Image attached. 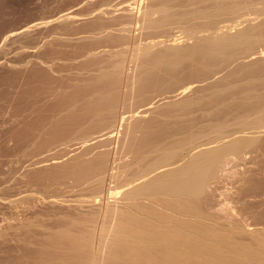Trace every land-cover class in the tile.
<instances>
[{"label": "rangeland", "instance_id": "rangeland-1", "mask_svg": "<svg viewBox=\"0 0 264 264\" xmlns=\"http://www.w3.org/2000/svg\"><path fill=\"white\" fill-rule=\"evenodd\" d=\"M139 1L140 0H0V264H31L34 260L35 251L46 247L51 241V236L54 233L62 232L66 229H72L77 233H81L84 238L89 235V230L90 232L92 231L93 237H97L98 234H104L105 239L110 238L114 240L119 229V226H115L119 223L116 214L122 212L118 206L120 208L124 206L125 201L123 199L124 202L120 201L121 197L123 198L124 195L119 197V194L114 193L118 195L119 201L117 200L118 198H116L115 204L113 201L110 206L117 208L118 212L112 210L115 213V217L111 215L110 218L112 217V219H110V222L109 219L108 221L105 219L107 217L109 218V210L106 211L102 206H99V194L103 195L101 196L102 202L99 200L101 202L100 205L103 201L110 204L114 196H111L113 190L114 192L115 190L118 192L119 190H117V188H122L121 184H125V179L128 178L129 180V178L133 179L134 177H139L146 169H152V166L148 165L157 160L162 154L173 153V156L177 158L183 157L186 152V146L182 145L189 139L190 141L192 139L209 140L215 136L225 134L229 130L237 129L248 123L251 119L256 123H264V73L256 77H251V79L255 78V81L253 79L252 83L254 85V92L260 96V99L256 98L253 103H248L246 100H238L236 90L230 88L241 78V75L242 77L245 76L243 75L244 67H248L249 65V69L246 68L247 70H261L262 63H259V69L257 63H254L257 68L254 67L253 64L250 66V62L247 64L246 59L247 61H252V56L258 57V54L263 51L264 38L261 37L264 36V31L260 30L262 34L260 37H257L260 31L253 33L256 34V37L251 40L249 37L252 34H246L248 32L244 30L251 25L250 22H254L253 24H255V22L258 23V16H260V14L262 15L264 11V0H250V2L247 0L248 2H245V4L244 0H242L243 3L237 0V2H239L237 4L234 0H192L194 4H190L191 6L188 5L190 8L186 7L191 11H189L191 14L190 18L193 17L191 19L193 22L189 20V23H191L190 26L188 22H184L185 27H187L188 24L187 29L180 25L181 21L185 19L188 21V18L185 17L184 19L185 12L183 13L186 8L184 7V10H182L183 7H179L182 10L183 16L181 10L178 9L180 5L177 4V6H175V3H178V1L179 4H181V0L174 1V3L171 0V5L168 3L169 1L166 4L167 0H164L165 2L163 0H157L159 1V5L161 2L163 3L162 6L165 8V13L167 7L171 8L170 6L172 5L173 10L177 8L176 11H180L182 16L180 14H177V16H181L184 20H179V24L178 22H176V24H178L179 27H184L181 30L182 32L183 29L184 31L190 30L195 24L196 27L193 26L194 28L197 29V27H199V30H203V33L201 30V34L209 35L205 36L204 41L199 42L198 46L200 47L201 43V47H203L204 43L205 45L209 44L207 48L205 47V50L208 48L211 50L209 49L210 52L208 51L209 53L206 54L203 48L201 50H204V53H202L201 50L196 51V49L199 48L196 46L195 51L193 47L191 48L192 50L183 48L184 50L180 51L183 47L182 43L189 45L188 41L191 42L192 40H186L184 37L185 34H181L180 28L177 26L178 30L174 27V18L171 19L174 23H172L173 26H171V22H167L169 18V12L167 11V15L165 14L167 18L164 17L166 20L163 18L161 20L162 23L167 22L168 25L170 24V26L173 27L171 28V34L173 30H175V33L173 32V34H175V39L173 38V40L171 38L173 35H170L171 37L167 36V39L162 38L164 47L167 46L165 43H170L169 47H171V40H173V46H176L173 47L175 51L177 50L178 54L180 53L185 57L180 56V59L177 52L171 49V54L177 55V59L175 58L173 61L169 52H166L168 46L165 47L166 50L164 49L163 51H165L167 57L171 59L168 58L166 60L174 62L173 64L175 66L179 65V61L177 62V60H180L182 64L180 63V67L177 66L179 70H175L177 68H175V66V69L173 68L174 72L168 70V72L170 71L169 76L165 74V69L170 67L168 63H166L167 67L166 65L164 66L165 62L157 63V66L160 65L158 68H162L156 70L157 68L155 69V67L157 66L155 65V71H152L153 65L146 64L148 68L152 69L151 71L149 70L152 72V75H155L149 80L146 78L148 81L141 75L144 74L145 71L148 73V69L145 70L147 66L145 68L142 67L143 65L141 64L144 62L142 63V60H140L141 64H139L138 59H135L138 64V66H136L134 57L137 58L138 55H136L134 51V53L132 52L131 54L132 48L135 46L133 41H140L143 35L142 32H144L140 29L139 35L137 32V28L139 29L138 26H133L132 32L133 37H135L134 34H136V39H133L131 35L128 37L126 36V40L129 42L131 41L129 37L132 38L130 42L131 45L130 43L128 45L125 41L127 48H130V52L127 51L128 49L126 50V48H124L126 44L123 48L128 52L127 54L130 55L127 56V58L133 56V63L130 62V59H124V61L126 60L125 63H128V65L130 64L125 68L123 72V74L125 73L124 76L120 74V72L117 73L118 68L121 67V70L124 69L122 68L124 61L123 63L120 61L119 65L118 63H114L115 59L116 62L119 58L123 60L121 56L124 57V53L126 54V52H124L121 55L123 50L121 49L122 47L119 46L124 44L121 43V45H119V40H117L115 36L118 33L117 36L119 37L118 39H120L121 32L119 33V31H117L115 33V29L121 27L123 20V22L128 23V20H130L129 14L136 11V8L138 9V7H141L142 9L144 5L149 6L148 3L151 4L152 1L154 2L156 0H148V3L147 0H145V3L143 2L144 0H141V6H138ZM189 1L191 0H182L184 3H188ZM132 3L134 8L130 6ZM153 4L158 5L155 2ZM183 4L181 6H183ZM122 6H125L124 10ZM146 6L144 9L147 8ZM125 8L126 10L128 9L129 12L125 11ZM163 8L162 10H164ZM169 8L170 17H172L174 16V12H172V14V9ZM210 8L213 9V11L210 12ZM141 11L143 12V9ZM176 11L175 14L178 13ZM120 12L122 14H120ZM161 12L163 13V11ZM192 12H194L193 15ZM258 12L260 14H258ZM127 13L128 15L126 16ZM255 14L257 20H250L251 16L255 19ZM117 15H122L123 17L121 21L118 16L120 19V22L118 21L120 26L117 24ZM126 17L128 18L127 20ZM263 17L264 13L262 15V18ZM177 18L179 19V17ZM245 19L246 21L249 19V21L246 22ZM260 19L261 16L259 17V20ZM114 20L116 23H114ZM169 20L170 19H168V21ZM238 21H242V23ZM237 22L241 23L239 24L240 28L236 25L238 24ZM248 22L250 23L249 25L247 24ZM115 24L116 27L114 26ZM253 24L251 26H253ZM246 25L248 26L246 27ZM244 26L245 28H242ZM135 27L136 29H134ZM217 27L218 29L216 30ZM105 28L107 29V34ZM159 28L158 30L156 29L157 32ZM236 28L241 31V35L246 34V36L243 35L244 40L246 39L250 43L244 40L239 42L240 38L237 39V42L234 34L237 32L236 35L239 36L240 34H238V32L240 31H236ZM108 30L114 32V34L112 35V33H110V36ZM219 30L223 33L227 30L231 35L233 33L232 36L237 43L233 41L234 44H231V40H233L231 39L232 36L228 37L226 36L227 34H225L222 38H224V36L230 38V43L228 42L229 40H227V43L224 39V43L221 45L217 35V31L220 36L222 35ZM101 31L102 33H100ZM208 31L209 33L212 32L214 35L212 33V35L209 34ZM227 31L225 33H228ZM160 32L159 34L162 33ZM230 34L228 33L229 36ZM8 35L9 37L7 38ZM247 35L250 36L247 37ZM182 36L184 39L181 38ZM158 37L161 41L162 35ZM164 37L166 38V36ZM121 39H123L124 42V38L121 37ZM177 39L179 40L178 48L176 44ZM180 39L185 41L182 40L180 42ZM138 42H136V44H138ZM116 44L119 45L117 46L119 47L117 50H122L121 53L114 49V47L116 48ZM180 44L182 45L180 46ZM160 45H158L160 48L163 47ZM252 45L256 48L252 49ZM158 46L156 47L157 49ZM258 46H260L259 49H257ZM112 47L116 52L111 49ZM249 47L251 51L248 50ZM247 50L251 53L249 57L247 53L246 59H243L247 64L244 66L242 63L243 61H241L243 56L241 55L246 56L245 52ZM253 50L255 53L257 52V55L255 53H253L255 56L252 55ZM258 50L262 51L258 53ZM160 51H162V48L161 50L159 49V52H157V50L154 51L157 52L156 56H159L160 53L159 57H162L161 54L163 51L162 53ZM106 52H108V54H117V52H119L118 54L121 56L118 57L117 54V58H114L115 54L113 56H108ZM154 52L152 54L155 56ZM133 54H135V56ZM150 54L151 51H148L147 55H149V57ZM152 54L151 57L153 58L154 56H152ZM164 54L163 56L166 58ZM186 54H189L188 57H190L188 58ZM204 54L208 57H205ZM262 54L263 55L258 57V59L264 58V52H262ZM141 55L143 56L139 55V59L146 56V54ZM203 56L206 58L205 62H209L206 63L208 66L204 65V61H201ZM107 57H111L112 59L109 58L111 60L110 64L106 63L109 61ZM151 57L147 58L146 56V60L144 57L143 61L145 60V62H147V59L150 60ZM255 59L256 58H254L253 61ZM163 60L165 59L163 58ZM192 60L194 62H192ZM170 61L169 65H172ZM239 61L244 67L241 66L242 64H239ZM105 63L107 64V68H109V65L112 68H106L107 70L110 71L111 69V73H115V75L118 74V78L123 77L122 80L124 83L121 87L123 86V89L125 88V90H123L124 93L129 90L130 86L129 92H131V96L128 95V101L125 99L126 96L123 99V95L125 94H121V98H118V101L115 102V104L118 105L115 109L118 108L117 110H120L121 106H124L121 110H125L126 107L125 111H130L128 109H131V107H133L132 104L135 103L134 96H136V102L140 107L139 108L136 103L134 104L138 107V109L136 108L137 111H134V113H136V115L138 114L137 119H140H135L136 115H133L134 113H131V115L126 112L127 114H125V116L128 118L127 115H131L129 119L133 116V120L130 119L126 122V119L124 122V124H129V126L127 124V127H129L128 130H125L126 127L122 129L123 126H120V128L117 126L114 129V131L117 129L118 133L115 131L116 135L114 131L111 130L112 128H109V131L107 127V129L105 128L106 131H104V124H110V122L108 124L109 119L113 121V123L114 120H117L115 114V117H112L113 111L109 112L111 113L109 115L111 118L108 117V114H105L106 119L105 116L103 117V113L98 115L95 114V116L94 114H90L93 117L90 116L88 118V113L85 109L86 99L79 96L80 88L84 82L94 76H98L102 68L103 71L106 70L103 67ZM200 63L203 64L199 65ZM112 64L116 65L117 68L115 67L114 69V65ZM132 65L136 66L133 67L134 73L130 72L134 75L132 78L134 79L138 75L135 73L136 71L139 72L141 70L142 72L143 70V73L139 72L141 77L138 76L140 77L138 78L139 81L142 78L144 79L143 83L140 84L136 79L137 83L135 84L133 83V79H130L133 84L131 85L129 84L130 81L127 83L128 80H125L128 79V77L131 78V74L126 72L132 71V68H130ZM139 65L142 69L137 68ZM262 70H264V67ZM146 72L145 75L147 74ZM209 72L212 73V75L216 74L212 80H204L202 83L197 82V84L193 86L192 82L190 85L188 80L191 82L196 80L197 77L203 79ZM126 74L128 75L126 76ZM195 76L196 79H194ZM145 77H147V75ZM219 78H221L222 81ZM117 81L119 82L116 83L118 86V84L120 85L121 83L119 79ZM185 82L189 83L186 84L188 87L187 89L183 87ZM209 82L213 85H209ZM137 84H140L139 87L144 91L140 89L141 91L139 93L142 95L143 92L145 95L143 94V96H141L138 93H133L135 90L134 86ZM124 85L127 87V90ZM132 86L133 91L131 90ZM121 87L118 86V89ZM198 87L199 90L196 91ZM191 96H193V100L188 98ZM129 97H132V100ZM138 98H140L141 102H138ZM185 98L188 101L191 99V101L186 103V100L185 102L179 103L182 99L185 100ZM174 101L176 104L168 106L167 103H174ZM129 102L131 103L129 105L130 107L124 105ZM257 108L262 109L263 112L256 113L253 115V118L252 116L248 118L251 111ZM101 117H103L102 121L97 120ZM130 122H133V125H131V133ZM100 124H103V127H98L97 130L96 125L100 126ZM94 125L96 130H93L91 133ZM91 126L92 128H90ZM100 129H103V131ZM118 130H122V132L125 130L126 133H130L129 135L124 133L126 134V138L129 137L128 139H124L126 144H124V146L121 145V147L118 145V142H122L121 144H123L124 141H122L123 136L122 138L119 136V134H122L121 131ZM95 131H98V133ZM107 131H109V133L111 132L110 134H112L114 138L110 134H108V136ZM111 137L112 145L110 141H107V139L109 140ZM262 138L261 141L248 149L249 153L246 154L247 158H243V161L239 162V164L237 161L231 162L230 164L223 162L221 166H214L209 170L202 168V173L207 175L206 186L201 191L194 192L188 191L189 189H187V192L185 189L179 193L180 190L177 192L176 189H174L175 186L173 187V181L171 182L170 179L168 181V177H164V184L161 182L150 189L144 187V191L142 190V193L133 199V202L140 207L139 211H141V213L139 214L147 219L152 218L159 220L161 217L167 224H172L173 221L177 219L182 223L187 220H191V222L194 220L195 222L193 221V223L198 226L200 225V227L207 226L208 228H221L224 229V231H229L230 234H228L237 242H243L249 245L258 242L257 240L264 238V136ZM105 142H108V145H106L107 143ZM109 145H111L110 148ZM203 147L206 148L207 146ZM119 148L122 150L118 152L117 149ZM123 149L126 154L122 153ZM108 150H112L110 151L112 154L109 152L110 156L108 155ZM105 151H107V154H103L104 156L102 155L103 159L105 156L111 158H109L110 167L112 166L111 169L110 167H106V169L109 168L106 171L108 174L104 172L105 166L103 167V165L101 166L100 164L103 170L100 169V166H96V163H100L98 160L99 155ZM117 154H120V157L122 154V157H119L118 160L116 158ZM112 158L113 161H117L115 166L116 169L125 170L123 175V172H120L118 169L116 172L114 168L115 162H111ZM111 163L113 164L111 165ZM119 163L128 166H120ZM108 165L106 163V166ZM154 167L155 166H153V168ZM168 168H170V166L162 167L160 170H157V173H160L159 171H165ZM112 171L117 174L116 176L114 175L115 179L110 176V173L113 174ZM118 172L122 175L120 178H118ZM105 173L106 184L104 183V185H101L104 186L102 188L98 185H100L99 182L101 183L100 180H102V177L103 184ZM155 173L153 175H155ZM109 176L111 177V182L108 181ZM185 177L187 176L185 175ZM189 177V179L185 180L198 181L199 179V177L194 174L189 175ZM144 179L145 178H142L137 181H144ZM98 180L99 182L97 185ZM135 182L131 183L132 187ZM111 187L115 189L112 190ZM129 187H131V185L128 184L125 187L126 190L130 189ZM106 188L107 191L108 189L111 190V192H108V200L110 202H107L106 199ZM122 189H124V187ZM102 191L104 192L102 193ZM92 198H94V200L97 199L96 203L94 200V203L91 201ZM83 199L84 202L81 207L80 203H82ZM85 199H87V202ZM79 200L82 201L80 202ZM89 201L93 204L92 207L89 206ZM117 201L123 203V205H119ZM85 203L86 205H84ZM95 205L101 207V210L97 207L96 212L93 211L94 213H91V209H94ZM84 206H87V208H84ZM126 207L125 204V209ZM91 214L95 215L92 216ZM103 214H105L104 222L102 221ZM119 218L121 219V215L118 219ZM163 219L161 220L163 221ZM105 221H107V226L101 224L105 223ZM93 222L95 223L93 224ZM101 225H103V227ZM88 226H90V229ZM105 226L108 227V229L99 228H104ZM95 227H97L98 230ZM107 259L109 258L106 257L105 264H112V262ZM197 263L198 262H196V264ZM96 264H99V262ZM124 264L135 263L127 261Z\"/></svg>", "mask_w": 264, "mask_h": 264}, {"label": "bare ground", "instance_id": "bare-ground-1", "mask_svg": "<svg viewBox=\"0 0 264 264\" xmlns=\"http://www.w3.org/2000/svg\"><path fill=\"white\" fill-rule=\"evenodd\" d=\"M172 1L174 3V1L176 2L177 0H172ZM183 1H185V0H183ZM193 1L191 0L188 3L187 2L184 3L181 0V4H179V1H178V3H175V6H177V4H178V5H180V6H178V9L181 10L179 7H183L182 10H184V7L185 8L186 7L190 8L189 6L192 5ZM241 1L242 0H240V2ZM140 2H141V0L139 1L138 6H141L140 5ZM143 2L145 3V0ZM154 2L156 4L159 3V1H157V0L154 1ZM154 2L152 1L151 4H150V3H148V0H147V3L149 4V6L144 5V7L146 6L147 8L144 9V7H143L142 8L143 9V12L141 11L142 10L141 7L140 8L138 7V9L136 8V11L132 12L131 14H129L130 20H128L129 21L128 23L123 22L124 20L122 19L123 18L122 15H120V16L117 15V18L119 16V18L121 19V21L123 20L122 23L123 24L125 23V24L123 25L121 23V27L120 28L117 27L115 29V33L117 31H119V33L121 32L120 39H121V37H123L124 38V42H123V39H121V41H120V39H118L119 38L117 36L118 33L116 34V36L114 35L115 38L117 37V40H119V45H121V43L124 44V45H121V46H119V45L116 44L115 45L116 48L114 47V49H116V50H117V48L122 47L121 49L123 51L122 50L119 51V49L117 50L120 53L122 51V53H121V55H122L124 52H126L124 50V48H126V50L128 49L126 43H128V45H129V43L132 41V38L131 37H129L131 41L130 42L127 41L126 40L127 39L126 36L127 37L130 36V35L132 36L133 26H138L139 27V29L137 28V30H138L137 32L139 33V35H140V31H139L140 29H142V31H144V32H142V34H143L142 35V38L141 39L140 38H137V39H140V41L139 40L136 41V42L139 41L138 44H136V42L133 41V43H134L135 46H133L132 51H131V54L134 51L136 53V55H138L137 58L134 57V60L135 59L136 60L138 59L139 64H141V61L140 60H142V63L144 62L143 64H141V65H143L142 67L145 68L147 66L146 64L151 65V66L153 65V68H152L153 70L151 68H148V66L145 69V70L148 69L147 70L148 73L144 70L147 73L146 74L147 77H145L146 76L145 75V72H144V74H141L142 77H144L145 80H146V78L149 80L153 76H155L154 74L152 75V72H150V71L151 70L152 71H155L154 70V66L157 63L159 64L160 62H163V63L165 62L164 63V66L166 65V67H167V64L166 63H168V66H170V67H167L166 69L164 67L165 74H167V76H169V72L170 71H173L177 66L180 67V63L182 64V62H180V60H177V62L179 61L178 62L179 65H177V63L175 62L177 66H175L173 64L174 62L170 61L171 60L170 57L172 58V60L175 59V58L177 59V55L176 54H171V52H170V51H172L171 49H173L174 52H177V54H178V51L177 50L175 51V48H173V47H176V46H173L174 45L173 40L175 39L174 38L175 37L174 36L175 34H173V32L175 33V30H173V32L171 34V31H172L171 28H173L171 26H173L172 23L175 21V24L173 23L174 24V27H176V29H178L177 26L179 24V20L180 21L181 20H184L185 17L188 18V21L186 19H185L186 21L185 20L184 21H181V24H180L181 26H184L185 27L184 24L187 23V22H188V24L190 26L191 23H189V20L193 22V20H191L193 17L190 18L191 17L190 16L191 15L190 14L191 11L188 8H186L187 11H186V9L183 11V13L185 12V16L183 15L182 10H181L182 15L184 16V19H182V17H181L182 15H181L180 11L179 12H178V10L176 11L177 8H174L175 6L173 7L174 8V10H173L172 9V6L173 5H172V6H170L171 8L167 7V11L169 12V15H168L169 18L168 19H170L169 21L167 19V22L168 23L171 22L170 23L171 26H170V24L168 25L167 22L162 23V20L161 19L162 18L164 19V17L167 18V16H165V14L168 13V12L166 11V13H165V8H163V6H162L163 3L162 2H161L162 4L160 3L161 6L159 4L158 5L153 4ZM167 2L170 3L171 0H167L166 1V4H167ZM234 2H236V4L239 3V2H237V0H234ZM245 2H248V1L247 0H244V4H245ZM249 2H250V0H249ZM134 3H136V2H134ZM171 3H170V5H171ZM242 3H243V1H242ZM182 4H183V6H181ZM128 5H129V3H128ZM128 5H127V8H128ZM130 6H131V8H134L133 3ZM167 6H169V5H167ZM124 7H123V10H124ZM164 7H165V5H164ZM208 7H210V6H208ZM162 8L164 10H162ZM168 8L169 9H172L171 10V13L174 12V14L172 13L174 16L170 17V11L168 10ZM131 10H133V9H131ZM209 10H210V12L213 11V9H211V8ZM125 11L129 12L128 9L126 10V8H125ZM161 11H163V13ZM175 11L178 12V13L175 14ZM121 12H122V9H121ZM121 12H120V14H122ZM260 13H261V11H260ZM260 13L258 12V14H260ZM263 13H264V11L262 12V15H263ZM177 14L178 15L180 14L181 16H177ZM188 14H189V17H188ZM193 14H194V12H192V15ZM256 14H255V19L251 16L250 17V20L253 19V21L254 20L256 21L257 20ZM258 14H257V16H258ZM127 15H128V13L126 14V16ZM160 15L163 16V17H161ZM262 15L260 14V16H261V19L260 20H259V17L260 16H258V23L255 22V24H253L254 22H250L251 25L253 24V26L250 25L252 28L250 26H248L250 24L249 22L247 23L248 25H246V27L248 26L247 29L245 28V26L242 27V28H245L244 31L248 32L246 34H250V35L252 34L251 36L249 35L250 37L247 35V37H249V39L251 38V40L254 37H256V34H253V33H257L260 30L261 31H264V17L262 18ZM177 17H179V19ZM119 18L117 20V24H119V22H120V19ZM124 18H125V16H124ZM127 19L128 18L126 17V20ZM171 19H173V22L171 21ZM115 20H114V23H116ZM164 20H166V19H164ZM245 21H246V19H245ZM247 21H249V19ZM176 22H178V24H176ZM238 22H241L242 23V21H238ZM165 23H166V25H165ZM241 23H238L236 25L239 27V24H241ZM188 24H187V27H188ZM35 25H36V23H35ZM114 26L116 27V24ZM119 26H120V24H119ZM160 26H162V27H160ZM193 26H195V24ZM193 26H192V28L190 27L191 28L190 30H185L184 31V29H183V32L181 30L184 27H179L178 26L180 28L181 34L182 33L185 34V36H184L185 39L186 40H189V39L192 40L191 41L192 43L190 41H188L189 45L188 44L185 45L186 43L185 44L182 43L183 45L180 44V46L181 45L183 46L182 49H180V46H179L180 51H182V50H184L186 48L189 50L192 47L194 48V51H195V47L199 45L198 43L204 41L205 36H209L207 34H201V30L202 29L199 30L198 29L199 27H197V29H196ZM187 27H185V28L187 29ZM106 28H105V32L107 30ZM158 28H159V31L157 32ZM161 28H164V29L166 28V29L164 30V29H161ZM134 29H136V27ZM153 29L156 31V33H155V31ZM160 29H161V32L162 33L160 32ZM217 29H218V27L216 28V30ZM256 29H257V31H256ZM110 31L108 30L109 34L112 33V35H113L114 32H110ZM236 31H240V30L236 28ZM261 31H260L259 34H257V37L262 36ZM159 32L161 34H159ZM219 32L222 35L220 36L219 33H218V31H217V35L219 37V39L218 38L217 39L221 42V45H222V43H224V39L226 40L225 42H227V40H229L228 42L230 43V38H227L226 36L231 37L233 35V33L231 35L230 32L227 31L230 34V36H229L228 33H225V32L223 33L220 30H219ZM100 33H102V31ZM138 33H137V35H138ZM202 33H203V30H202ZM208 33H209V31H208ZM211 33H209V34H211ZM240 33H241V31L238 32V34H240ZM106 34H107V32H106ZM123 34H124V36H123ZM225 34H227V35L224 36V38H222L223 35H225ZM236 34H237V32L234 34V37H236V40L238 38L241 39V37H242L241 40L239 39V42L244 40V36L243 35L246 36V34H243V31H242V34L243 35H241V34L239 35L241 37H239ZM134 35H135V37H133V36L132 37H133V39H136V34H134ZM160 35H162L161 39L162 38L167 39V36L173 35L172 37L170 36L172 39L174 38L173 40H171L172 41V44H171V47L172 48L169 47L170 43L169 44L168 43H165L166 42V40H165L164 43H165V45L168 46V49L167 50L165 49V47H167V46L164 47L163 39L160 41V39L158 37ZM163 35L166 36V38ZM263 35H264V32H263ZM110 36H111V34H110ZM186 36L188 37V39H187ZM8 37H9V35L7 36V38ZM184 37L182 36L181 38L184 39ZM156 38H157V41H156ZM261 38H264V36H262ZM178 39L176 41L177 42L176 43L177 44V48H178V45H179V40ZM183 39H180V42ZM231 39H233V40H231L232 41L231 44H234L233 41L235 43L238 42V40H237V42L234 40L233 36L231 37ZM125 41H126V43H125ZM183 41H185V40H183ZM244 41L245 42H248V40H246V39ZM133 43H132V45H133ZM248 43H250V42H248ZM125 44H126V47H124ZM160 44L163 46V47H161L162 48V51L165 49L167 53L169 52L170 57H167V53L165 51H163V53H162V51H160L162 53L161 54L162 57H159L160 56V53H159V56H156L157 55L156 53L159 52V49L161 50V48L158 46ZM201 44H200V47L198 46L199 48L197 47L198 49H196V51L197 50H201L203 48L205 50V47L207 48L208 45H209V44L208 45H205V43H204L203 44V47H201ZM130 45H131V43H130ZM117 46H119V47H117ZM157 46H158V49L156 48ZM252 46H254V45H252ZM252 46H251L252 49H255L256 48L255 46L254 47H252ZM260 46H258L257 49H259ZM128 47H130V46H128ZM111 49H113V47ZM114 49H113V51L116 52V50H114ZM209 49L210 48H208V49L205 50L206 51L205 52L206 54H208L210 52ZM156 50H157V52H154ZM204 50L203 51L201 50L202 53H204ZM248 50L251 51L250 47H249ZM248 50L245 52V55L248 53L247 55L249 57L250 56L249 54L251 52H249ZM127 51L130 52V48ZM148 51L149 52L151 51V54L154 52L155 53V56H154V54H152V56H154L152 58L151 57V54H150L151 59L150 60L147 59V62H145L146 56H147V58H150L149 55H147ZM259 51H262V50H258V53H259ZM119 52H117V54ZM164 52H165V54H164ZM262 52H264V49H263ZM262 52H260L261 55H260V53L258 54V57H261L263 55ZM127 53L128 52H126V54ZM253 53H255L254 50L252 51V55H254ZM106 54L108 56H110V55L113 56L115 53L108 54V52H106ZM117 54H115L114 58H117ZM126 54L124 53V55H125L124 57L121 56L120 54H118V57L121 56L123 58V60L121 58H119L118 61L116 62V59H115L114 63H118V65H119L120 61H122L121 63H123L124 59H126V60L130 59V62H132V57L133 56L131 55L132 56L131 58H127V56H130V55L129 54L126 55ZM141 54H146V56H144L145 57V60L144 61H143V58L144 57H142V59H139V55L140 56H143ZM163 54L166 56V58L163 56ZM179 54H178V57L181 59V57L183 55H181V54L179 55ZM255 54L257 55V52ZM133 55L135 56V54H133ZM186 55L188 57L189 54H186ZM247 55L246 56L241 55V56H243V58L241 59V61H243L242 63L244 64V66H246L250 62V66H252V64H253V66L256 67L254 65V63L255 64L257 63V66L260 69V64L259 63H262L261 70H260L261 72L260 71H254L255 69H253V70H251V69L250 70H247L246 68H248L249 65H248V67L247 66L244 67L243 64L239 61V64H242L241 66H243L245 68V69H243V75H245L244 76L245 78L242 77V75H241V78H239L237 80V82L235 83V85L233 87H230V88L236 90V92L238 94V100H240V101L241 100H246V101H248V103H253L256 98L260 99V96H259V94H257L256 92H254V85L252 83H253V79L255 81V78H252L251 79V77H256V76L261 75L262 73H264L263 72L264 70H262L263 67H264V65H263L264 64L263 63L264 62V58H259L258 59V57L254 55L255 57H253V56L251 57L252 58V61H250L249 59H248L249 61H247V59H246ZM183 57H185V56H183ZM205 57H208V56L205 55ZM205 57H204L203 60L201 58V61H204L205 62V60H206ZM239 57H238V59H239ZM107 58L108 59L109 58L111 59V57H107ZM163 58L165 60H163ZM168 58L170 60H166ZM254 58H256V59L253 61ZM110 59H109L110 62L108 61L106 63H109L110 64L111 63V60H112V59L111 60ZM243 59H246L247 64H246V62ZM126 60L124 61L123 67H122L124 69L121 70V67L118 66L120 68L117 69L118 70L117 73L120 72V74H123L125 68H127L130 65V64L128 65V63H125ZM136 60H135L136 66H138ZM184 60H183V62L185 63ZM169 61L171 62V64L173 65V67H172V65H169L170 64ZM192 62H194V61L192 60ZM106 63H105L106 67H105V65L103 66L105 69L107 68V64ZM112 63H113V61H112ZM206 63H209V62H205L204 63V65L208 66ZM201 64H203V63H200L199 65H201ZM112 65H114V64H112ZM136 66L135 65H132V67H130V68H132V71H129L128 70L129 72H126V73H128V74L130 72H133L134 73L133 67H136ZM159 66L155 67V69L157 68L156 70H158V69H161L162 68V67L161 68H158ZM174 66H175V68H174ZM183 66H185V65H183ZM108 67L111 68L110 65ZM115 67L117 68L116 65H114L113 68L115 69ZM142 67L139 65V67H137V68L138 69L139 68L142 69ZM171 67H172V69H171ZM109 68H107V69H109ZM137 68H134V69L138 70ZM107 69L103 71V68H102V70L98 74V76H94V77L90 78L89 80H87L86 82H84L82 84L81 88H80V94H79V96H82V97H84L86 99L85 109H86V112L88 113V118L90 116H92L90 114H94V116H95V114L98 115V114H102V113H103V117L105 116V114H108V117H109V115L111 114V113H109L110 111L111 112L113 111L112 112L113 113L112 114V117H115V115H116V119L117 120L116 121L114 120V123H113V121H111L109 119L111 117L108 118L109 119L108 120V124L110 122L109 125H107V123L104 124V122H103V124H104V131H106L107 127H108V129L109 128H112L111 130L114 131V129L117 126H119V128H120V126H123L122 129H125L124 127H126L125 130H128L129 129V127H127V124L128 123H125L126 124L125 125L124 122L126 121V119H127L126 122H128L130 119L133 118V116H132V118L129 119V117L132 115L131 113H134V111H137L136 108L138 109L139 104H137V102H136L137 101L136 96H134L133 97V98H135L134 101H135V103H136V105L138 107L135 106L134 105L135 103H134V104H132L133 107H131V109L132 108L133 109L132 110L131 109H128L130 111H125L126 110V107H125V110H121L124 106L123 107L121 106V109L120 110H117L118 108L115 109L116 106L118 107V105L115 104V102L118 101V98H121V94H125V95H123V99L126 96L125 99H127L126 101H128V95L131 96V94H130L131 92H129L130 91V86H129V90H127V87H128L127 84H126L127 87L124 85L126 87V90H127V92L124 93L123 90H125V88L123 89V86L121 87V85L124 83L123 80H122L123 77L121 76L122 78H118L117 77L118 74L115 75V73L113 74V73L110 72L112 68L110 69V71L107 70ZM119 69H120V71H119ZM177 69H178V67L175 70H177ZM113 70H112V72H113ZM168 70H170V71L168 72ZM139 72H141V70ZM139 72L138 71L135 72L136 74H138L136 76V78H134L135 80L132 78V76H134V75H132L130 73L131 74V78L128 77V79H125V80H128L127 83H129V81H130L129 84L133 85L131 83V80H130V79H133V81H134L133 83L136 84L137 81H139L138 78L141 77ZM210 72H209L208 75H205V77H203V79L198 78V77L196 79V76H195L194 79H196V80L193 79L194 81H191V82H190V80H188L189 83H190V85H191L192 82H193V84H192V86H193L194 84H197V82L202 83V82H204V80H207V81L209 79L212 80V78L216 74H213L212 75V73H210ZM141 73H143V70H142ZM124 74H123V76H124ZM128 74H126V76ZM170 75H171V73H170ZM138 76H140V77H138ZM221 78H219V79H221ZM118 79H119V81L121 83L120 85L118 84V86L121 87L120 89H118V86L116 85V83L118 82L117 81ZM136 79H137V81H136ZM144 79L143 78L140 79L139 83L140 84L143 83L144 82ZM121 80H122V82H121ZM148 80H146V81H148ZM221 81H222V79H221ZM194 82H196V83H194ZM213 82H214V80H213ZM189 83L188 82L187 83L185 82V84H184L183 87L185 89H187L188 87H187L186 84H189ZM140 84H137L136 85L137 87L134 86V88H135L134 91L132 90L133 89V86L131 87V90L133 91L134 94H137L138 93V94L141 95V93H139L142 90V88L139 87ZM210 84L211 83L209 82V85ZM214 84H216V83H214ZM185 85H186V87H185ZM190 85H188V86L191 87ZM211 85H213V84H211ZM196 88H197V86H196ZM136 89H137V91H136ZM198 90H199V87H198V89L196 91H198ZM196 91H195V93H196ZM143 92H142V95L141 96H143V94H144ZM188 92H189V90H188ZM185 94H186V92H185ZM188 98H191L192 99L193 96L188 97ZM191 99L189 101H191ZM186 100L187 99L185 98V100L182 99V101H180V102L179 101H176V102L182 103V102H185ZM189 101L187 100L186 103H188ZM138 102H141L140 101V98H138ZM179 103H177V104H179ZM130 104L131 103L129 102L128 104L125 103L124 105H126V106L128 105V107H130L129 106ZM167 104L169 106V105H173V104H176V103L174 101V103L170 102V104L169 103H167ZM263 110L260 109V108H257V109L252 110L251 113L249 114L248 118L251 117V116L253 118V115H255L256 113H261V111L263 112ZM126 112H128V114H131V115H127L128 118L125 116V114H127ZM138 113H139V111H138ZM133 115H136V113H134ZM137 115H136V118L135 119H137ZM103 117L98 118L97 120L102 121V118ZM138 117H140V116H138ZM105 118H106V116H105ZM139 119H137V120H139ZM96 123H98V122L96 121ZM132 123L130 122V133L132 131L131 130V127H132L131 125H133ZM103 124H100V126H98L99 125V123H98V125H96V127H97L96 129L98 130V127L99 128L100 127H103L102 126ZM128 126H129V124H128ZM90 128H92V126ZM96 129H95V125H94V128H92V130L90 129L91 130V133H92L93 130H96ZM100 130L103 131V129H100ZM100 130H99V132H100ZM125 130H123V132H122V130H118V131H121V133L123 134V135L122 134L121 135L119 134V136H121V138L123 136V140L122 141H124V139H128L129 136L126 138V134L127 135L130 134L128 132L126 133ZM88 131H89V129H88ZM109 131H110V129H109ZM109 131H107V135L111 133V132L109 133ZM115 131L117 132V129ZM115 131H114V133H115ZM95 132L98 133V131H95ZM124 133H126V134H124ZM93 135H94V133H93ZM110 135H112V134H110ZM115 135H116V133H115ZM124 135H125V138H124ZM263 136H264V123H256L254 120L251 119L245 125L240 126L237 129L229 130L225 134L215 136V137H213V138H211L209 140H203V139H201V140H199V139L198 140L192 139L194 141H192V140L190 141V139L188 141H185L184 140L185 142H184V144L182 146H186V152H185V154H184L183 157L177 158V157L173 156V153H171L172 156L169 153L162 154L157 160L153 161L151 164L148 165V166H152V169H149V168L146 169V171H144L142 175L140 174L139 177H136V178L134 177L133 179H130L129 178V180H128V178L125 179L126 180V182L124 181L125 184L124 183L121 184L122 185V188L124 187V189H122L120 187L121 185L119 186L120 189H122L124 191H122V190H120V189L117 188V190H119V191L116 192V190H115V192H114L113 189H115V188H112L111 187L112 190H113V193L111 194V196L114 195L113 198H112L113 200L111 202L108 200L109 199L108 198L109 197L108 192H111V190L108 189V191H107V188H106V191H107V193H106L107 198L106 199H107V202H110V204H108V203H106V202L103 201V203L100 205V203L102 202L101 196H103V195H100L99 194V196H100L99 197L100 199L98 198L99 206H102L106 211L109 210L108 211L109 212L108 213L109 214V218L108 217L105 218L107 221H108V219L110 221V219H112V217L110 218V216L111 215L114 216V214H115L112 210H116L117 211V208H114V207L110 206L112 204V202L114 201V204H115L116 198H118L117 200L119 201V197H121V195H124V197H125V198L124 197L123 198L121 197L120 201H122V202L125 201L124 203L127 206L126 209H125V204H124V206H121L122 208H120L118 206V208L120 210H122V212L120 211L121 213L119 214V212L117 211L118 214H116V217H117V220H118L119 223H117L116 225L114 224V225L115 226H119V229H118V232H117V236L115 237L114 240H111L110 238L105 239L104 234L103 235H101V234L99 235L98 234L99 236L97 235V237L96 236L93 237L92 231L90 232L89 230H88V232H89L88 234L89 235L86 238H84L81 233H77V232H75L72 229H66V230H64L62 232H56V233H54L51 236V241L49 242V244L46 247L36 250L35 251V254H34V260H33V262L31 264H96L97 262H99V264H101V263L102 264H105L106 257L109 258L107 260H109L110 262H112V264H124L127 261H132L135 264H171V263L172 264H183V263L184 264H192L193 262H195L193 264H196V262H198L197 264H264V238H261V240L260 239L257 240L258 242L249 245L247 243L245 244L243 242H237V241H235V239L232 236L229 235L230 233H229V231L227 232V230H225L226 231L225 232L224 229H221V228H218V229H216V228H208L207 226L206 227H204V226H201L200 227V225L198 226V225H195L193 223L194 220L192 222H191V220H187V221H185V222L182 223L179 219H177V220H174L172 224H167V223L164 222L165 220L163 218H161V217L159 218V220L158 219L155 220V219H152V218L151 219L150 218L147 219L146 217L144 218V216L142 217L141 214H139V213H141V211H139V208L140 207L136 203L133 202V199L136 198V197H138L140 195V193H142V190L145 189L144 187H146L147 189H150V188L155 187L156 184H160L161 182L164 184V182H165V181L163 182L164 177H168L167 178L168 181H169V179L171 180V182L173 181L172 182L173 187L174 186L176 187V188L174 187V189H176L177 192H178V190H180L179 193H181V191H183L185 189H186L185 191H187V189H189L188 191H194V192L201 191L206 186L205 184H206V175H207V174L204 175L202 173V168H205V170L206 169L209 170L210 168H213L214 166H221L223 162H225L227 164H230L231 162L237 161L238 164H239V162H242L243 161L242 160L243 158L245 159L246 154L249 153L248 149H250L252 147V145H254V144L258 143L259 141H261L263 139L262 138ZM88 137L90 138L89 135H88ZM113 138H114V136H113ZM116 138H117V136H116ZM111 140H112V137L109 140L107 139V141H110V144L112 145ZM114 140H113V142H114ZM105 143H107L106 145H108V142H105ZM115 143H116V141H115ZM121 143L118 142V145H120V147H121V145L124 146V144H126L125 141H124L123 144H121ZM111 145H109V148H110ZM203 146H207V147L205 148ZM121 150H120V148L117 149L118 152L121 151ZM110 151H112V150H110ZM110 151L108 150V155L109 156H110V154H112V152H110ZM109 152H110V154H109ZM113 152L115 153L114 150H113ZM114 153H113V155H114ZM122 153H125L124 149H123ZM103 154L106 155L107 154V151H105L104 153H101L99 155V159L98 158L97 159L99 160L100 163L99 164L96 163V166H100V164H101V166L103 165V167L105 166L104 167V172H106L109 169V168L106 169V167H110V163H109V158L110 157L108 156V158H107L105 156V158H107V159L104 160L105 158L103 159V156H104ZM119 155L118 154L116 155L117 160L120 157ZM121 157H122V154H121ZM100 158H101V160H100ZM113 158H112V161L111 162H113V163L115 162L114 163L115 164L114 165V168L116 169L115 166H116V162L117 161H115V160L113 161ZM106 161H108V162H106ZM103 162H105V163H103ZM180 162H182V163H180ZM106 163H107V165L108 164L109 165L106 166ZM113 163H111V165ZM178 163H180V164H178ZM119 165L120 166H124L126 164L122 165V164L119 163ZM88 166H91V165H88ZM101 166H100V169H102ZM117 166H118V164H117ZM126 166H128V165H126ZM153 166H155V167L153 168ZM166 166H170V168L166 169L165 171L164 170L163 171H159L160 173H157V170L158 169L160 170L162 167L164 168ZM172 166H176V167H172ZM111 167H110V169H111ZM117 169H116V172H117ZM119 171L120 172L121 171L123 172L122 175L125 172L124 169L123 170L120 169ZM112 172H113V174L109 172L110 173V176L115 179V176L117 174L114 171H112ZM153 172L154 173L156 172L155 175H153L154 174ZM106 173L104 175V182H103V184H102L103 177H102V180H100L101 183L99 182V180L97 181V185H98V182L100 184L98 186L104 185ZM118 174H119V172H118ZM184 174L187 177H185ZM193 174L194 175H197V177H199L198 181H195V180L187 181V180H185V179H189L190 178L189 175H193ZM122 175L119 174L118 175V178H120ZM147 176H149V177H147ZM109 177H108V181L111 182V177H110V180H109ZM142 178H145L144 181L143 180L142 181L140 180L139 181L140 183H139L137 180L142 179ZM116 179H117V177H116ZM182 181H186V182H182ZM134 182H135V184L132 187V184L131 183H134ZM137 182H138V184H137ZM183 183H188V184H183ZM128 184L131 185V187H129L130 189L126 190L125 187ZM101 187L103 188L104 186H101ZM104 191H102V193ZM114 193L119 194V197H118V195H116ZM120 193H122V194H120ZM96 198H97V196H96ZM104 198H105V195H104ZM114 198H115V200H114ZM86 200L87 199H85V201ZM88 200H91V199H88ZM93 200H94V198H92L91 201L93 203L95 201V203H96V200L97 199L94 200V201ZM99 200H101V202ZM79 201L81 202L82 200H79ZM83 202H84V199H83L82 203H80L81 204L80 205L81 207H82ZM89 203H90L89 206L92 207L93 204L90 201H89ZM118 203H119V205H123V203H121V202H118ZM118 203H117V205H118ZM114 204H113V206H114ZM84 205H86V203ZM95 206H94V209L95 210L94 209H91V213L96 212V208L99 207L98 205H95ZM84 208H87V206L86 207L84 206ZM99 208L101 210V207H99ZM123 209H124V211H123ZM97 212H98V210H97ZM112 212H113V214H112ZM108 214H107V216H108ZM93 215H95V214H93ZM103 215L104 216H102V218H103L102 221L104 222L105 214H103ZM118 215L119 216L121 215V219L119 218L120 221L118 219V217H119ZM161 219H163V221ZM107 221H105V223H101V222L100 223L107 226V224H106ZM96 222H97V220H96ZM98 222H99V220H98ZM94 223L95 222H93V224ZM95 226H96V224H95ZM101 226L103 227V225H101ZM106 226L104 228H102V227H99V228H101V229H105V228L108 229V227H106ZM89 227L90 226H88V228ZM91 228H92V226H91ZM95 228L97 229V227H95ZM95 228H93V229H95ZM100 233H102V232H100ZM95 234H97V233H95Z\"/></svg>", "mask_w": 264, "mask_h": 264}]
</instances>
